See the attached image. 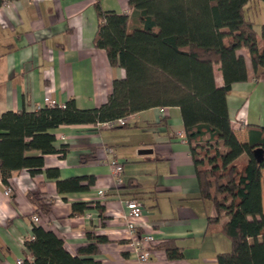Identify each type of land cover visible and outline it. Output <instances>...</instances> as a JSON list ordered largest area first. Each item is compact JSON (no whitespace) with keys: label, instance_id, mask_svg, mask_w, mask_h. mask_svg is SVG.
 <instances>
[{"label":"crops","instance_id":"crops-1","mask_svg":"<svg viewBox=\"0 0 264 264\" xmlns=\"http://www.w3.org/2000/svg\"><path fill=\"white\" fill-rule=\"evenodd\" d=\"M96 1L13 0L0 5V116L36 111L48 99L60 106L74 99L82 110L100 108L108 101L114 81L124 79L126 72L113 67L106 51L94 45L99 24ZM101 5L108 12L133 13L128 0H101ZM248 8L246 18L255 24L264 2ZM239 53L246 60L248 80L233 85L228 107L232 123L246 121L244 128L234 124L237 138L246 143L250 130L264 128V74L260 70L256 74L247 49ZM215 75L218 86H223L222 74ZM127 120L125 127L112 130L64 125L52 131L55 146L67 145L70 150L65 158L46 156L45 168L58 169L62 180L95 178L88 191L62 193L45 172L31 176L23 170L10 179L13 191L8 197L0 178V264L33 260L26 242L33 238L35 226L63 239L73 256L93 234L107 238L94 259L103 264H141L126 226V201L132 199L145 208L136 236L155 239L144 245L150 253L147 264H217V256L230 251L231 243L219 225L209 223L216 212L212 202L201 197L180 109L152 108ZM101 146L113 149L114 155L105 156ZM143 150L152 152L142 154ZM112 159L124 169L120 185ZM239 161L245 162V156ZM262 197L264 210V171ZM34 200L51 204L50 214L41 215ZM77 203L88 204L89 209L72 215ZM36 213L39 224L33 221ZM167 241L181 250V258L168 257L162 248Z\"/></svg>","mask_w":264,"mask_h":264},{"label":"trees","instance_id":"trees-1","mask_svg":"<svg viewBox=\"0 0 264 264\" xmlns=\"http://www.w3.org/2000/svg\"><path fill=\"white\" fill-rule=\"evenodd\" d=\"M10 1L0 0V5ZM128 2L131 16L105 11L101 0L96 1L99 24L94 39L95 47L104 49L110 64L124 69L126 77L114 81L112 94L100 108L82 110L71 99L63 106L2 114V182L11 187L13 174L26 170L31 176L45 172L57 183L59 192L88 191L95 178L62 180L58 169L45 168L46 156L65 158L70 150L67 145L55 146L54 129L64 125L95 127L152 108L177 107L201 197L210 200L216 212L209 223L219 225L220 233L231 243L229 252L217 256V264H264V128L250 130L248 142H240L228 107L233 85L248 80L240 50L247 49L256 74L259 70L264 74V26L260 36L254 22L246 18L248 5L264 0ZM216 68L223 86L216 83ZM259 149L262 159L256 156ZM242 156L246 161L240 163ZM34 204L41 215L50 214L51 204L35 200ZM97 208L103 212L99 204ZM88 209V204H74L72 215H82ZM87 239L88 244L73 256L63 239L35 226L33 238L26 242L33 260L24 264H103L94 256L107 238L88 234ZM162 248L170 259L182 257L181 250L169 241Z\"/></svg>","mask_w":264,"mask_h":264},{"label":"built area","instance_id":"built-area-1","mask_svg":"<svg viewBox=\"0 0 264 264\" xmlns=\"http://www.w3.org/2000/svg\"><path fill=\"white\" fill-rule=\"evenodd\" d=\"M47 105L49 106H56L55 101H51L48 99ZM128 123L127 119H118L114 121H109L105 123H100L97 124L94 128L97 130H112L115 129L116 127H125ZM233 124L239 125V126H246V121L244 120H238L234 121ZM234 125V126H235ZM100 151L105 155V156H112L114 155L113 149L106 147V146H101ZM113 169H114V175L116 177L117 184L120 185L122 183V178L121 175L123 174V166L117 162L115 159H112L110 161ZM12 188L11 187H6L5 195L6 196H11L12 194ZM100 196H104V192L100 191L99 192ZM126 207L128 209V216L126 218V226L133 235V247L137 254H139L138 259L141 264H147L150 260V253L149 250L144 249V245H150L155 241L154 237L152 236H142V237H137L136 236V227H137V221L143 219L145 208L144 205L135 199L128 200L126 201ZM33 221L37 224L41 222V218L35 214L33 216ZM18 264H23V261H18Z\"/></svg>","mask_w":264,"mask_h":264},{"label":"rangeland","instance_id":"rangeland-1","mask_svg":"<svg viewBox=\"0 0 264 264\" xmlns=\"http://www.w3.org/2000/svg\"><path fill=\"white\" fill-rule=\"evenodd\" d=\"M263 24H264V12H262L260 15H258V17L256 19V23H255L256 29L258 30V32L260 33V35L262 33V29H263V26H264ZM217 71H218V74H219V72H220L219 71V68H216L215 74H216ZM215 79H216V75H215ZM236 126H239V125H236ZM246 126H247V124H246ZM240 127L244 128V126H240Z\"/></svg>","mask_w":264,"mask_h":264},{"label":"water","instance_id":"water-1","mask_svg":"<svg viewBox=\"0 0 264 264\" xmlns=\"http://www.w3.org/2000/svg\"><path fill=\"white\" fill-rule=\"evenodd\" d=\"M141 152H142V154H148V153H151L152 151L143 150V151H141ZM262 154H263V152H262L261 149H259V150L256 151V156H257L259 159H262Z\"/></svg>","mask_w":264,"mask_h":264}]
</instances>
